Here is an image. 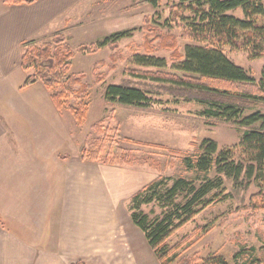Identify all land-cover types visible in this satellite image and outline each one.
I'll return each mask as SVG.
<instances>
[{"label": "trees", "instance_id": "trees-1", "mask_svg": "<svg viewBox=\"0 0 264 264\" xmlns=\"http://www.w3.org/2000/svg\"><path fill=\"white\" fill-rule=\"evenodd\" d=\"M37 1L39 0H3V3L7 6H30ZM129 1L132 4L126 9L135 10L141 6L159 8L162 0ZM172 8L175 9L174 16L184 24L182 35L193 44L185 45L182 53L175 47L170 48L172 53L169 72L162 71L167 66L164 59L154 57L150 52L133 54L131 58L136 66L158 71L151 73L134 70L130 71L131 76L151 79L177 93L184 92L188 101L190 95L191 100L204 107L202 115L209 119L233 123L241 120L240 124L243 126L258 123L261 126L246 132L234 148L219 151L213 141L201 142L196 154L182 156L180 161L182 170L192 175L190 179L158 177L130 198L131 223L143 233L159 264L171 262L168 259L170 250L176 251L177 248L194 245L198 240L196 238L192 244L187 240L182 246L175 244L172 249L167 246L172 234L189 222L199 208L213 200L208 199L211 193L223 190V179L235 183L241 178L253 180L261 191L264 190V116L258 110L242 118L245 104L264 103V66L259 82L255 83L243 69L232 64L223 52L224 48L230 47L244 51L251 60L264 57V0H178ZM236 10L241 12L242 18L227 14ZM182 14L189 17L182 18ZM143 23V30L147 32L144 39L146 46L150 47L157 41L158 48L164 49L162 35L156 28H152L151 19L144 18ZM125 36L127 33L115 34L96 45L79 47L77 53L91 55L105 46L113 52L117 50L119 39ZM22 51L21 69L25 72L33 71L26 78L25 85L39 83L49 93L55 110L58 113L69 112L76 127L81 128L89 110L90 86L82 83L81 76L70 74L71 59L75 53L62 34H54L46 43L27 41L22 45ZM118 53L115 51L111 54V60H115ZM115 65L116 63H112L109 70H114ZM102 81L96 77L94 82L98 84ZM105 99L109 103L125 107L144 106L148 102L146 93L125 85L109 86ZM102 122L92 126L95 137L88 146L78 147L77 158L80 161L117 168H131L138 162L151 171L160 168L157 161L160 157L155 154H132L131 150L119 146L122 142L133 147H152L165 151L172 157L171 161L181 156L178 152L157 145L142 144L119 136L112 139L109 133L114 134V129L104 128ZM107 142L116 146L113 148ZM212 172L214 177L209 178L208 175ZM148 205H154L159 210L153 218L141 210ZM262 241L257 255L254 256L252 249L246 250L241 245L234 260L240 259L241 264H264V240ZM200 264L227 263L222 257L212 255L203 259Z\"/></svg>", "mask_w": 264, "mask_h": 264}, {"label": "rangeland", "instance_id": "rangeland-1", "mask_svg": "<svg viewBox=\"0 0 264 264\" xmlns=\"http://www.w3.org/2000/svg\"><path fill=\"white\" fill-rule=\"evenodd\" d=\"M2 1L0 0V8L4 7ZM177 2L178 0H162L159 8L141 6L135 10L126 9L132 4L129 0H82L74 6L78 12H75V18L72 19L71 30L66 29L67 31L61 34L75 53L71 59L70 74L81 76L82 83L90 86L89 110L85 124L78 128L69 112L55 111L49 93L39 83L23 93L29 105L44 108L45 112L40 110L38 120L34 115L40 129L47 127L45 125L47 120L55 125V140L50 146L55 148L56 155H60L62 159L77 156L78 147L88 146L94 139L92 126L103 121L104 128L114 129V134L109 133L112 139L119 136L142 144L164 147L181 154L180 158L171 161L172 157L165 151L119 143V146L131 150L132 154H155L160 157L157 160L160 168L157 170L151 171L138 162L131 166V170L141 174V177L142 174H146L142 180V185L146 186L158 177L190 179L192 175L182 170L180 164L182 156L196 154L198 146L205 140L216 143L219 151L234 148L246 132L261 126V123L243 126L240 124L241 120L233 123L209 119L202 115L204 107L191 100L190 95L191 101H188L187 97H184V92L177 93L169 87L152 82L151 79L131 76L130 71L134 70L151 73L158 71L136 66L131 58L133 54L143 55L150 52L149 54H153L154 57L164 59L167 66L162 71L169 72L172 53L170 48L175 47L179 53H182L185 45L193 44L190 39L182 35V31L185 30L184 24L173 14L175 9L172 5L175 6ZM227 14L242 18L239 10ZM62 17L67 18L68 13ZM181 17L189 16L182 14ZM144 18H150L152 28H156L162 35L164 49L158 48L157 41L150 47L146 46L144 39L147 32L143 30ZM56 29L51 26L50 31ZM119 33H127V36L119 39L115 50L119 53L115 56V60L110 58L115 51L111 52L106 46L91 55L77 53L79 47L96 45ZM48 41L50 39L46 40ZM223 52L232 64L243 69L255 83L259 82L264 57L251 60L244 51L230 47L224 48ZM99 62L102 64L100 65ZM112 63L116 65L115 69L110 71ZM17 72L18 76L25 79L33 73L32 70L22 72L20 69ZM96 77L103 81L96 84L94 82ZM112 85L138 88L146 93L148 102L139 107L109 103L105 99V94L107 88ZM243 108L242 118L258 110L264 116V103L245 104ZM107 143L113 148L116 146ZM193 144L197 146H191ZM208 177L213 178L214 173L212 172ZM223 183V190L211 193L208 199L213 200L205 207L199 208L198 213L168 239L167 246L171 249L175 244L182 246L187 240L189 244H192L196 238L198 240L194 245L183 246L175 249L176 251L170 250L168 259L171 262L167 264H200L203 259L212 255L222 257L227 264H241L240 259L234 260V255L240 251L241 245L245 246L246 250L252 249L253 255H257L264 240V190L261 191L253 180L248 181L245 178H241L237 183L223 179ZM123 208L121 205L122 213ZM141 210L150 214V218L159 213L154 205L143 206ZM128 213L131 214L129 207ZM129 221L128 236H139L141 242L135 243L140 253H144L148 264H158L143 233L131 223V220Z\"/></svg>", "mask_w": 264, "mask_h": 264}, {"label": "crops", "instance_id": "crops-1", "mask_svg": "<svg viewBox=\"0 0 264 264\" xmlns=\"http://www.w3.org/2000/svg\"><path fill=\"white\" fill-rule=\"evenodd\" d=\"M81 1L39 0L30 6L2 1L0 264H148L135 243L139 236L127 233L129 200L145 186L146 174L84 163L77 156L62 159L50 146L55 125L47 120L41 130L37 116L44 108L23 96L36 83L25 85L18 76L22 45L71 30L74 6Z\"/></svg>", "mask_w": 264, "mask_h": 264}]
</instances>
